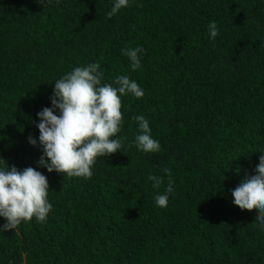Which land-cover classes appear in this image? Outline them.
Masks as SVG:
<instances>
[{
  "label": "trees",
  "instance_id": "16d2710c",
  "mask_svg": "<svg viewBox=\"0 0 264 264\" xmlns=\"http://www.w3.org/2000/svg\"><path fill=\"white\" fill-rule=\"evenodd\" d=\"M114 2L0 0V168L41 171L53 205L44 222L0 231V264H264L258 210L231 195L264 151V0H129L109 18ZM139 46L133 71L121 50ZM95 62L102 83L128 75L144 91L121 97L122 147L90 179L48 172L37 114L56 80ZM137 115L159 152L135 145Z\"/></svg>",
  "mask_w": 264,
  "mask_h": 264
},
{
  "label": "clouds",
  "instance_id": "9594fccd",
  "mask_svg": "<svg viewBox=\"0 0 264 264\" xmlns=\"http://www.w3.org/2000/svg\"><path fill=\"white\" fill-rule=\"evenodd\" d=\"M129 5V0H115L107 13L109 18ZM210 37L218 35L217 23L208 25ZM122 54L130 60L133 71L141 67L139 53L142 46L122 49ZM182 53V52H181ZM99 62L75 67L55 81L54 94L50 98L52 107H44L40 117L39 144L43 155L38 164L48 172L56 171L67 177L91 178L92 168L97 157L109 156L121 149L122 143L117 134L123 121L122 95L132 94L136 98L144 95L139 84L128 75H119L112 83H102L103 72ZM59 114H56V110ZM140 134L135 137V145L144 152H159L160 142L151 135L149 121L143 115L134 116ZM32 145L37 140L29 136ZM259 157L255 175H250L232 190L233 203L242 210L257 209L255 220L264 230V151ZM167 187L164 194H156L155 204L167 207L174 183L170 170L165 168ZM154 188H160L164 176L149 175ZM50 186L48 177L34 167L23 170L16 166L0 168V216L7 223L0 231L16 229L22 221L30 222L33 217L44 222L53 205L48 201Z\"/></svg>",
  "mask_w": 264,
  "mask_h": 264
}]
</instances>
